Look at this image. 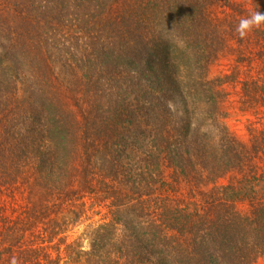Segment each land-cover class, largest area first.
Returning <instances> with one entry per match:
<instances>
[{"label": "rangeland", "instance_id": "374dc122", "mask_svg": "<svg viewBox=\"0 0 264 264\" xmlns=\"http://www.w3.org/2000/svg\"><path fill=\"white\" fill-rule=\"evenodd\" d=\"M51 1L15 0L17 26L24 30L21 18L30 19L28 43L47 44L51 54L40 57L66 62L63 76H74L81 95L95 94L94 111L124 118L135 144L121 165L131 177L147 175L145 153L156 146L161 154L152 174L170 185L164 196L181 207L219 206L242 251L234 256L253 251L252 264H264V35L254 30L240 39L235 32L252 0H76L60 32L44 26ZM215 28L211 39L205 36ZM152 116L168 122L161 135L146 127ZM186 160L194 165L186 167ZM232 193L237 197L222 196ZM111 203L96 204L67 241L111 221Z\"/></svg>", "mask_w": 264, "mask_h": 264}, {"label": "trees", "instance_id": "16d2710c", "mask_svg": "<svg viewBox=\"0 0 264 264\" xmlns=\"http://www.w3.org/2000/svg\"><path fill=\"white\" fill-rule=\"evenodd\" d=\"M51 2L44 7V26L60 32L76 0ZM257 5L264 11V0H252V7ZM18 6L0 0V264L13 257L18 264L254 263L253 251L234 256L242 251L219 206L211 202L203 211L164 196L170 185L152 174L161 154L156 146L145 153L147 175L131 177L120 159L135 144L128 141L124 118L94 111L95 94L81 95L74 76H63L66 62L40 57L51 49L28 43L30 19L21 18L24 30L17 26ZM212 31L205 36L217 29ZM244 97L253 98L247 88ZM153 116L146 127L158 136L168 122ZM110 200L111 221L90 225L67 241L96 204Z\"/></svg>", "mask_w": 264, "mask_h": 264}, {"label": "clouds", "instance_id": "9594fccd", "mask_svg": "<svg viewBox=\"0 0 264 264\" xmlns=\"http://www.w3.org/2000/svg\"><path fill=\"white\" fill-rule=\"evenodd\" d=\"M262 27H264V11H261L257 5L247 9V14L239 19L235 32L240 39H245L251 32ZM176 43L181 47L184 45V41L180 38H177ZM10 264H18L17 259L13 257Z\"/></svg>", "mask_w": 264, "mask_h": 264}]
</instances>
